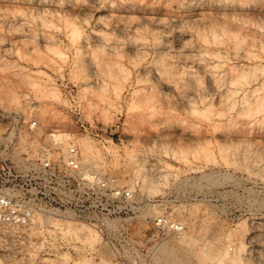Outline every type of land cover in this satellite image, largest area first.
Listing matches in <instances>:
<instances>
[{"label": "rangeland", "instance_id": "374dc122", "mask_svg": "<svg viewBox=\"0 0 264 264\" xmlns=\"http://www.w3.org/2000/svg\"><path fill=\"white\" fill-rule=\"evenodd\" d=\"M0 107L11 160L69 130L131 189L107 216L0 222V264H264V0H0Z\"/></svg>", "mask_w": 264, "mask_h": 264}, {"label": "built area", "instance_id": "2783aa9c", "mask_svg": "<svg viewBox=\"0 0 264 264\" xmlns=\"http://www.w3.org/2000/svg\"><path fill=\"white\" fill-rule=\"evenodd\" d=\"M8 116L21 127L19 116L0 107V120L6 122L3 119ZM26 125L29 129H35L38 122L29 119ZM62 132H66V136L57 154L49 157L45 151L29 165H20L11 160L7 155V144H0V222L27 224L33 214L47 205L62 207L63 210L67 208L69 212L76 209L82 215L93 216H107L124 209L125 201L131 195L130 186L119 184L112 175L83 167L73 140V131L54 128L49 132L51 141L59 143L58 135ZM55 176H58L59 186L55 187V192H47L49 182ZM154 223L172 234H178L181 230L180 221L169 214H157Z\"/></svg>", "mask_w": 264, "mask_h": 264}, {"label": "bare ground", "instance_id": "6f19581e", "mask_svg": "<svg viewBox=\"0 0 264 264\" xmlns=\"http://www.w3.org/2000/svg\"><path fill=\"white\" fill-rule=\"evenodd\" d=\"M88 234V233H87ZM95 234H97V233H95ZM98 235V234H97Z\"/></svg>", "mask_w": 264, "mask_h": 264}]
</instances>
